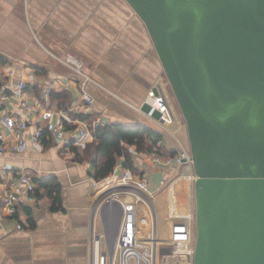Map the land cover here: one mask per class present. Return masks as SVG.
<instances>
[{"label":"crops","instance_id":"crops-1","mask_svg":"<svg viewBox=\"0 0 264 264\" xmlns=\"http://www.w3.org/2000/svg\"><path fill=\"white\" fill-rule=\"evenodd\" d=\"M0 55L6 58L0 65V81L8 68L15 69L33 85L29 99L38 106L37 113L42 88L51 87L52 93L66 92L67 98L54 97L44 106L59 108V102L66 100V109L76 107L86 90L95 98L90 115L102 124H146L163 133L161 144L166 148L174 131L170 128L180 124L167 99L165 72L154 41L127 0H0ZM68 56L82 65V74L66 61ZM159 97H166L167 109L157 106ZM94 138L92 132L66 141L46 135L40 143L29 142L25 152L0 158L7 179L20 170L30 176H56L63 198V208L51 210L48 197H36L17 217L0 208V264H97L95 251L100 246L114 258L121 211L113 205L111 220L110 196L97 207L96 203L129 170L121 157L113 174L95 181L92 163L77 161L73 152V147L82 150ZM129 150L151 191L171 189L172 185L162 186L169 168L133 146ZM109 182L112 185H105ZM181 189L175 190L172 201L185 209L191 193ZM139 217V224L147 223L141 213Z\"/></svg>","mask_w":264,"mask_h":264},{"label":"water","instance_id":"water-1","mask_svg":"<svg viewBox=\"0 0 264 264\" xmlns=\"http://www.w3.org/2000/svg\"><path fill=\"white\" fill-rule=\"evenodd\" d=\"M185 119L194 264H264V0H127Z\"/></svg>","mask_w":264,"mask_h":264},{"label":"built area","instance_id":"built-area-1","mask_svg":"<svg viewBox=\"0 0 264 264\" xmlns=\"http://www.w3.org/2000/svg\"><path fill=\"white\" fill-rule=\"evenodd\" d=\"M66 61L77 73H83L82 65L76 59L68 56ZM32 88L33 85L20 77L15 69L12 67L7 69L0 83V158L8 153H23L28 149L29 142L40 143L46 135L66 141L68 137H82L89 132L94 134L93 129L102 124L100 119L89 124L87 121L71 117V112L90 114L93 111L95 98L88 91L83 90L82 99L76 107L65 110L44 106L50 102L53 92L51 87H44L38 102L41 110L37 113L38 106L29 99ZM155 100L160 109H167L166 97ZM67 121L76 123L75 128H68ZM175 151L176 155L168 159L152 155L155 164L169 168L163 175L162 186L173 184V181L176 182L183 174V168L192 166L191 199L188 207L178 215L179 220L173 221L169 240L164 241L159 236L156 195L150 190L149 179L126 171L118 184L109 190L108 196L111 200L107 202L110 219L115 218L113 205L118 206L121 211L119 222L121 228L114 247L116 253L112 259L109 258V252L104 250L97 264H160L159 251L163 244L169 246L162 248L161 264H194L196 215L193 186L196 176L191 151L184 147ZM1 166L0 208L11 217H15L19 206L31 205L35 201L37 197L35 191L39 186L32 176L21 170L13 172L7 179V174ZM171 169L178 170V173L175 175L176 172L173 173ZM116 190L119 191L116 195L110 194ZM123 194L130 195L131 200L124 202L123 199H116ZM139 204L145 206L148 211L150 227L146 233L142 232L140 235ZM96 237L97 235L93 234L92 239L96 240Z\"/></svg>","mask_w":264,"mask_h":264},{"label":"trees","instance_id":"trees-1","mask_svg":"<svg viewBox=\"0 0 264 264\" xmlns=\"http://www.w3.org/2000/svg\"><path fill=\"white\" fill-rule=\"evenodd\" d=\"M6 62V58L0 55V65ZM1 83V81H0ZM52 93L51 100L54 97L66 99L67 93ZM69 102L66 100L59 102V108L67 110ZM73 119H81L92 124L96 115L84 113H71ZM68 128L73 129L75 126L71 122H66ZM94 140L87 143L84 149L78 146L73 147L77 161L87 160L93 165V178L95 181H102L113 174L118 165L119 158H124V168L132 173L142 175L135 166L129 147H135L137 152H144L149 155H156L162 159L172 158L176 155L174 151L167 150L161 144L164 135L160 130L143 123L127 124L123 122H111L101 124L93 129ZM38 183V189L35 191L37 197L46 196L50 199L51 210L63 208L62 184L54 175L50 176H32ZM28 210V206L21 205L18 208L16 217L20 211ZM31 220V219H30Z\"/></svg>","mask_w":264,"mask_h":264},{"label":"rangeland","instance_id":"rangeland-1","mask_svg":"<svg viewBox=\"0 0 264 264\" xmlns=\"http://www.w3.org/2000/svg\"><path fill=\"white\" fill-rule=\"evenodd\" d=\"M165 83H166V87L168 89V96H169L167 98V99H169L168 102L171 103L170 105L172 107V110H174L175 114L177 116H180V119L178 117L180 124L179 123L177 124L175 122L176 125L173 128H170L171 130H174V131H172V136L169 140V145H167V150H172L176 153L175 150H180L182 147H184L190 152V145H189V139H188L185 119L181 113L180 107L178 105V102H177L176 97L173 93L172 87H171L166 75H165ZM191 167L192 166H188V167L183 168V170H184L183 174L181 175V177H179V182L182 183V184L179 183V188L183 189V186L185 187V189L189 188L188 189L189 193H191L190 190H191V184H192L190 178H191V174H193ZM185 169H186V171H185ZM171 171L173 173L176 172L175 175L178 173V170L176 171L175 169H171ZM174 182L175 181H173V184L170 183V184L165 186V188L166 187L168 188V187H171V185H172L171 189H169L170 191L168 189H166L167 194L165 193L166 191L164 192L163 190L159 193H155V195H156V204L155 205L157 208L158 218H159V222H160V224H159V236L164 241L169 240L171 223H172V221L179 220L178 215H180V212H181L180 210L183 209V206L181 205V203H178L176 201H172L176 195V193H175L176 189L173 186ZM109 184L112 185V182L106 183L105 185H109ZM184 184H186V186ZM182 189H181V192H182ZM168 193H169V195H168ZM108 194H109V192H106L103 195H101L100 198H98V200H97L98 202L96 203V207L100 204L101 199H103L105 196H108ZM189 197L191 199V196H189ZM116 199H118V200L123 199L124 202H128L131 200V197H130V195L123 194L119 198H116ZM190 199L188 200V202L190 201ZM138 206H139L138 212H139V215L141 213L142 218H143V222H145V220H147L146 224H143V223L139 224L141 228L139 229L138 233L140 235L142 232L146 233V231L149 230L150 227H149V215L147 214L148 213L147 209L145 208V206H142V204L141 205L139 204ZM170 206H171V208H170ZM194 239L196 240V228H195V233H194ZM168 246H169L168 244H163L161 246V249L159 251V262H160V264L162 262V251H163L162 248H167ZM103 251H104V248H101V246L96 249L95 252L97 253V255L96 254L95 255H96L97 259H99L100 255L103 253Z\"/></svg>","mask_w":264,"mask_h":264},{"label":"bare ground","instance_id":"bare-ground-1","mask_svg":"<svg viewBox=\"0 0 264 264\" xmlns=\"http://www.w3.org/2000/svg\"><path fill=\"white\" fill-rule=\"evenodd\" d=\"M179 183H180V182H179V179H178L176 182H174V184H175V185H174V188H175V189H177V188L179 187Z\"/></svg>","mask_w":264,"mask_h":264}]
</instances>
